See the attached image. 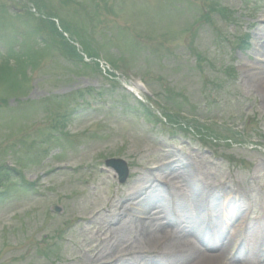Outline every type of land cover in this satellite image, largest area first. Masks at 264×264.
<instances>
[{"label":"rangeland","instance_id":"obj_1","mask_svg":"<svg viewBox=\"0 0 264 264\" xmlns=\"http://www.w3.org/2000/svg\"><path fill=\"white\" fill-rule=\"evenodd\" d=\"M29 2L42 8L46 41L34 35L35 21L14 16L18 8L31 13ZM29 2L7 1L12 12L0 4V164L18 170L10 184L29 190L0 201V264H194L200 252L183 255L193 254L192 238L169 221L172 201L184 222L196 208L182 194L194 186L190 179L215 195L238 187L264 206V88L249 75L264 73L256 53L264 45V22L256 20L264 0ZM58 19L69 24L59 21L60 32L54 22L50 29ZM244 35L251 45L240 52ZM83 51L101 53L115 66L112 76ZM123 82H136L144 106ZM144 110L192 130L198 120L214 135H230V127L247 138L231 147L201 142L176 122L150 123ZM109 158L128 163V183L105 168ZM147 189L160 194L156 211L121 209ZM148 216L170 222L177 235L147 237L156 226L142 224Z\"/></svg>","mask_w":264,"mask_h":264},{"label":"bare ground","instance_id":"obj_2","mask_svg":"<svg viewBox=\"0 0 264 264\" xmlns=\"http://www.w3.org/2000/svg\"><path fill=\"white\" fill-rule=\"evenodd\" d=\"M261 54L264 55V45H263V48L261 47ZM262 60H264V59H262ZM255 71H257V70H255ZM255 71L252 69V72L249 73L250 77H252V78H259L260 79L259 88H264V87H262V86H264V73L263 72H255ZM190 183L192 185H194L192 182H190ZM194 187H195V189H193V187H191V188L193 189V191L195 193V196L197 198V196L199 194V191H198V189H197L196 186H194ZM148 204H150V203L146 202V205H148ZM214 222L217 223V221L215 219H214ZM145 223H142V224H145ZM211 223H212V221L211 220L209 221L207 219H205V222L203 223V217H201V221L200 222H194L193 224H195L194 227H199L198 229L200 230L203 227H205V225H207V224H210L211 225ZM242 223L234 225V229H233V231H232V233L230 235V238L232 240H235L237 238V236H238V234L240 232V228L243 225ZM165 225L164 226H160V229H158V228L153 229L152 227L149 228L148 234L146 236L147 237L150 236L151 239H156L157 234L160 233L163 230L166 231V230L169 229L168 232L170 234L177 232L175 230L176 227L171 228V226H172L171 223H166ZM184 228H185V226H184ZM141 231L142 230L140 229L139 232H141ZM181 232H182V230H181ZM175 235H177V234H175ZM200 255H201V257L194 264H221V261H222L221 255H223V253L221 252L219 254H215L214 251L212 253L210 251H205L204 253H202ZM191 256H193V255H191ZM222 264H223V262H222ZM231 264H243V263L240 262V259L238 257L234 256V257L231 258Z\"/></svg>","mask_w":264,"mask_h":264},{"label":"water","instance_id":"obj_3","mask_svg":"<svg viewBox=\"0 0 264 264\" xmlns=\"http://www.w3.org/2000/svg\"><path fill=\"white\" fill-rule=\"evenodd\" d=\"M106 165L109 166V167L115 168L118 171L119 176H120V174H121L122 177L125 176L126 170H125L124 165L121 164V162H117V161H112L111 160V161L106 162ZM121 180H122V178H121Z\"/></svg>","mask_w":264,"mask_h":264},{"label":"trees","instance_id":"obj_4","mask_svg":"<svg viewBox=\"0 0 264 264\" xmlns=\"http://www.w3.org/2000/svg\"><path fill=\"white\" fill-rule=\"evenodd\" d=\"M34 31H35V32H37V31H40V30H39V29H36V28H34ZM84 44L86 45V47L90 48V46H89L88 44H86L85 42H84ZM0 169H1V166H0Z\"/></svg>","mask_w":264,"mask_h":264}]
</instances>
